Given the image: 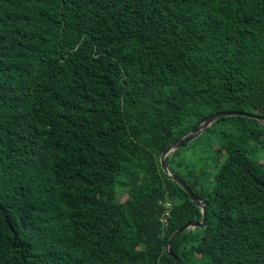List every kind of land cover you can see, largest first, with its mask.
Listing matches in <instances>:
<instances>
[{
    "label": "trees",
    "instance_id": "1",
    "mask_svg": "<svg viewBox=\"0 0 264 264\" xmlns=\"http://www.w3.org/2000/svg\"><path fill=\"white\" fill-rule=\"evenodd\" d=\"M220 112L264 118V0H0V264H176L161 155ZM221 122L166 158L207 208L170 251L264 264V123Z\"/></svg>",
    "mask_w": 264,
    "mask_h": 264
},
{
    "label": "water",
    "instance_id": "2",
    "mask_svg": "<svg viewBox=\"0 0 264 264\" xmlns=\"http://www.w3.org/2000/svg\"><path fill=\"white\" fill-rule=\"evenodd\" d=\"M233 116H245V117L256 118L260 122L264 123V118H262L260 116L253 115V114L244 113V112H220V113L210 114L209 116L205 117L202 120L201 128L198 131H197V127H194L192 129L191 133L187 137L181 139L180 141H178L175 144H173V145L169 146L168 148H166L165 151L161 155V159H160L161 160V166H162V169L164 170L166 176L169 179H171L174 182H176L178 185H180L186 191V193L190 196L191 200L193 202H196V204L199 206V208H201L202 213H203L202 221H200V222L194 221V222H191V223L187 224L183 228L177 230L173 234L171 239L169 240L168 245L166 247V251L168 252V254L170 256H172L174 258L176 264H183V263L181 262L180 258L176 254H174V253H172L170 251V247H171V244H172L173 240L180 233H182L184 231L195 229V228H198V227L199 228L204 227L206 225V222H207V208L203 204L202 200L197 195L194 194V192L192 191L191 188H189L187 183L184 180H182L179 176L174 174V172L168 166V164L166 162V158H167V156L170 153H172L175 150L181 148L185 144H188L191 141H193L196 137H198L205 130H207V128L211 127L218 119H220L222 117H233Z\"/></svg>",
    "mask_w": 264,
    "mask_h": 264
},
{
    "label": "rangeland",
    "instance_id": "3",
    "mask_svg": "<svg viewBox=\"0 0 264 264\" xmlns=\"http://www.w3.org/2000/svg\"><path fill=\"white\" fill-rule=\"evenodd\" d=\"M228 129L224 126V123H218L213 127L212 131H204L199 138H197L196 142L191 143L188 148L186 149L188 152H185L183 156H185L186 159L192 158L195 160L197 169L200 167L201 161L204 158L206 145L214 142V140L219 139L221 137V134L226 132ZM200 139V140H199ZM128 195L123 190L119 193V200L121 202H124L127 199Z\"/></svg>",
    "mask_w": 264,
    "mask_h": 264
},
{
    "label": "built area",
    "instance_id": "4",
    "mask_svg": "<svg viewBox=\"0 0 264 264\" xmlns=\"http://www.w3.org/2000/svg\"><path fill=\"white\" fill-rule=\"evenodd\" d=\"M164 208H165V211L160 216V222L163 226V229L166 231L169 228V224H170V218H171V212H172V203L166 202L164 204Z\"/></svg>",
    "mask_w": 264,
    "mask_h": 264
}]
</instances>
